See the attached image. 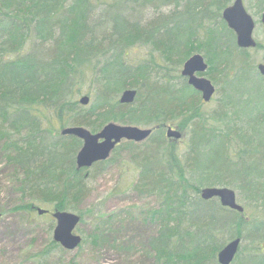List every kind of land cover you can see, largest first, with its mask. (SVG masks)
I'll list each match as a JSON object with an SVG mask.
<instances>
[{
	"label": "trees",
	"instance_id": "1",
	"mask_svg": "<svg viewBox=\"0 0 264 264\" xmlns=\"http://www.w3.org/2000/svg\"><path fill=\"white\" fill-rule=\"evenodd\" d=\"M233 1L0 0V145L22 174V204L14 210L32 214L37 202L47 205L46 214L69 210L87 195L88 170L108 164L122 148L139 168L134 191L158 200L144 213V221L156 227L146 242L153 264H220L218 252L237 237L251 247L244 253L240 246L232 264L248 257L264 264V219L201 197L203 187L235 182L264 210V139L247 135L264 133V113L247 121L234 118L233 81L249 79L250 65L249 50L237 45L222 17ZM149 9L154 12L146 18ZM136 46L147 47L150 57L134 61L129 49ZM194 53L204 54L216 83L228 77L220 108L208 117L224 128L208 124L201 92L180 73ZM233 69L236 78L229 77ZM91 74L93 102L84 107L78 97ZM126 89L137 90L134 102L120 101ZM253 96L240 98L255 102ZM186 117L189 124L175 122ZM57 121L94 132L109 122L144 125L153 133L140 143L125 140L109 159L79 169L83 141L63 135ZM233 121L242 127L238 132ZM169 123L183 131L190 127L184 150L166 136ZM232 138L244 145L239 160L227 153ZM213 140L221 142L227 174L216 180L207 162Z\"/></svg>",
	"mask_w": 264,
	"mask_h": 264
},
{
	"label": "rangeland",
	"instance_id": "2",
	"mask_svg": "<svg viewBox=\"0 0 264 264\" xmlns=\"http://www.w3.org/2000/svg\"><path fill=\"white\" fill-rule=\"evenodd\" d=\"M244 2L256 20L254 38L257 45L258 42L263 44L260 49L257 46L248 49L249 79L239 78L233 81L237 85L236 92L232 95L235 100L234 118L247 121L259 119L264 113V80L258 72V65L263 62L264 55V25L261 22L264 0H244ZM152 12L153 9L145 10V17H149ZM187 15L184 14L182 18L187 20ZM203 16L206 14L203 13ZM110 17L112 18L111 15ZM129 56L138 62L149 58L150 50L147 47L136 46L129 49ZM182 68L183 65L181 70ZM208 70L205 75L212 79L208 75ZM217 76L220 77L219 74ZM229 77L236 78L234 69ZM227 78H219L218 83L212 79L216 85V93L211 101L202 100L201 103V111L204 112L206 119L220 108V101L226 92L224 86L228 85L229 81ZM94 79L93 74L83 79L84 84L81 86L78 99L84 95L90 97L88 105L81 104L84 107L93 102ZM230 91L229 89L228 92ZM242 94H253L256 101H245L240 98ZM206 121L208 124L221 125L224 128L223 124H217L218 122L214 120ZM175 122L189 124V119L186 117ZM176 123L168 125L176 127L184 134L181 140H176L180 149L184 150L187 147L190 127L183 131ZM230 125L234 130L236 129V132L242 129L236 121L231 122ZM137 126L148 128L144 125ZM56 127L61 130L67 126L62 127L57 121ZM259 132L248 130L247 135L252 137L257 133L264 139V133ZM229 142L227 153L232 159L239 160L240 150L244 145L233 138ZM1 147L0 145V212L3 215L0 218V264H153L146 251V242L155 234L156 227L144 221V213L151 207H156L158 200L154 196H141L134 191L133 185L138 179L139 168L131 159L128 150L118 149L108 164L88 170L87 195L75 202V205L68 210L81 216L76 233L82 236L83 241L76 249L67 250L52 243L56 221L51 213L39 214L37 209L32 214L14 210L16 206L22 204L21 193L18 190L22 174L7 162L6 154ZM207 149L210 179L224 178L227 174L224 169L225 158L221 142L213 140ZM223 186L236 191L237 200L246 208L249 217L253 215L256 219H264V210L257 207L256 203L250 202L237 183ZM40 203L37 202V206L47 209L46 204ZM250 247L251 241H242L241 248L244 253H247ZM255 261L248 257L242 260L241 264H253Z\"/></svg>",
	"mask_w": 264,
	"mask_h": 264
},
{
	"label": "water",
	"instance_id": "3",
	"mask_svg": "<svg viewBox=\"0 0 264 264\" xmlns=\"http://www.w3.org/2000/svg\"><path fill=\"white\" fill-rule=\"evenodd\" d=\"M223 19L228 26L236 33L237 44L241 48H253L257 46L254 38L256 22L252 14L245 7L244 0H235L233 4L226 7L223 11ZM264 24V12L261 19ZM209 67L208 62L201 53H195L184 63L181 71L182 75L196 90L202 93L203 100L208 102L216 92V86L206 76L199 74L205 73ZM259 72L264 76V55L263 62L258 65ZM137 96L136 89H126L120 96L122 103H132ZM84 105L89 104L90 97L84 95L80 99ZM152 128H141L137 125H126L117 122L107 123L100 131L93 132L84 126H68L61 130L63 135H74L82 139L83 144L76 156V163L79 169L92 167L95 163L107 160L116 146L124 140L143 142L152 134ZM167 136L176 140L181 139L184 134L168 126ZM201 197L205 200L219 198L225 207L244 212L245 208L238 200L236 191L227 186H206L201 189ZM39 214L47 212L42 207L37 208ZM56 220L54 229V240L67 250H73L82 243V236L76 233V228L81 221V216L68 210L55 209L52 213ZM2 213L0 212V217ZM242 238L237 237L229 241L219 252L218 261L220 264H232L234 261Z\"/></svg>",
	"mask_w": 264,
	"mask_h": 264
}]
</instances>
